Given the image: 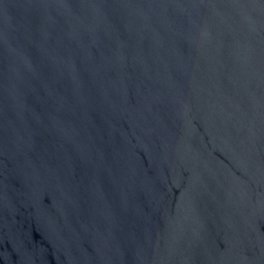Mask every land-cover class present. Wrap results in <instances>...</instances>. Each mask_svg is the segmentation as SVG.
Instances as JSON below:
<instances>
[{"label":"water","instance_id":"water-1","mask_svg":"<svg viewBox=\"0 0 264 264\" xmlns=\"http://www.w3.org/2000/svg\"><path fill=\"white\" fill-rule=\"evenodd\" d=\"M0 264H264V0H0Z\"/></svg>","mask_w":264,"mask_h":264}]
</instances>
